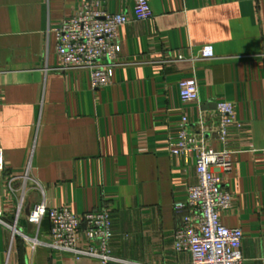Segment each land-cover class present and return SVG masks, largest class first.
<instances>
[{
    "label": "crops",
    "instance_id": "1",
    "mask_svg": "<svg viewBox=\"0 0 264 264\" xmlns=\"http://www.w3.org/2000/svg\"><path fill=\"white\" fill-rule=\"evenodd\" d=\"M147 1L152 17L117 29L112 82L94 90L88 69H58L55 31L86 3L133 16L134 0H0V213L19 214L29 237L0 224V264H100L50 248L46 218L28 231L41 203L110 209L113 264H190L174 250L173 205L196 181V155L169 151L184 115L232 153V170L218 171L233 196L220 220L241 229L243 264H264V0ZM205 45L213 57H201ZM192 78L198 98L183 103L178 82ZM219 101L242 125L225 144Z\"/></svg>",
    "mask_w": 264,
    "mask_h": 264
},
{
    "label": "built area",
    "instance_id": "2",
    "mask_svg": "<svg viewBox=\"0 0 264 264\" xmlns=\"http://www.w3.org/2000/svg\"><path fill=\"white\" fill-rule=\"evenodd\" d=\"M150 17L152 11L147 0H134L133 16L125 12L109 13L87 3L82 5L55 31L58 69H88L94 90L110 85L120 52L117 29ZM200 55L203 58L213 57L212 46H203ZM178 58L182 56L178 55ZM178 90L183 103L194 102L198 98V84L193 78L179 81ZM234 108V103L229 101L216 103L219 120L215 135L223 144L230 126H242L235 120ZM199 129L198 133H194L188 117L184 115L176 140L169 145L172 155L189 152L196 155V181L187 186L186 201L173 205L174 213L180 218L173 232L174 250L189 253L190 264H243L241 229L227 227L220 220L221 212L231 207L233 196L223 187L218 171L229 173L232 170V153L226 148L220 151L212 149L206 142L204 125H200ZM3 168L0 150V171ZM18 216L13 223H7L0 213V224L10 229L13 237L18 234L24 240L29 239L17 229ZM44 218L49 222L50 242L47 245L53 250L67 253L75 260L95 259L100 264L115 262L110 250L113 236L111 212L107 207L75 214L67 205L48 208L41 203L35 205L27 216L35 226ZM33 242L38 241L34 239Z\"/></svg>",
    "mask_w": 264,
    "mask_h": 264
},
{
    "label": "water",
    "instance_id": "3",
    "mask_svg": "<svg viewBox=\"0 0 264 264\" xmlns=\"http://www.w3.org/2000/svg\"><path fill=\"white\" fill-rule=\"evenodd\" d=\"M30 211H28L26 213V217L29 215ZM26 225L28 227V231L30 232L33 228H34V224L31 223L30 221H28V219H26ZM82 227H84V224L82 225Z\"/></svg>",
    "mask_w": 264,
    "mask_h": 264
}]
</instances>
